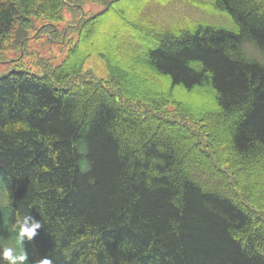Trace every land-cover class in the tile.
<instances>
[{"label": "trees", "instance_id": "obj_1", "mask_svg": "<svg viewBox=\"0 0 264 264\" xmlns=\"http://www.w3.org/2000/svg\"><path fill=\"white\" fill-rule=\"evenodd\" d=\"M82 1L0 0V49L71 43L0 77L3 228L41 221L35 264H264V0Z\"/></svg>", "mask_w": 264, "mask_h": 264}, {"label": "rangeland", "instance_id": "obj_2", "mask_svg": "<svg viewBox=\"0 0 264 264\" xmlns=\"http://www.w3.org/2000/svg\"><path fill=\"white\" fill-rule=\"evenodd\" d=\"M81 4L84 7L85 16H91L99 11H101L104 7V4L100 0H83ZM198 9H192L187 6H183L180 4H175L167 9H165L160 16L163 18H182L188 17L192 18V20L199 19L202 17L208 18L209 16ZM185 17V18H186ZM71 19V13L67 12L64 9L63 11V20L56 22V25L59 29H63L67 27L68 21ZM34 24L38 26V29L33 33L35 36L37 33L40 32V29L44 26V23L40 19L34 20ZM51 23H45L48 25ZM56 30V29H55ZM102 36L103 31H100ZM53 38L55 41H50L48 34L50 33H42L38 39L33 37L32 39L28 40L27 46L24 49L15 50V49H0V77L7 74L9 71L14 70L17 68L18 70L28 71L30 73H35L38 75L45 74V62L49 59L52 65H59L65 58L71 43L63 40L60 41L61 38H64L62 31L59 37L54 36ZM67 37L71 40L77 38V31L71 29L67 33ZM16 65V66H13ZM85 69H92L95 73V76L99 79H106L108 77V71L103 58H101L98 54H92L86 58L84 63ZM3 200V196L0 195V201ZM13 224L8 226L9 231H13ZM0 239L2 242H7L12 245H18V237L17 243L10 235V233L3 228L2 221L0 220ZM22 247L28 252V264H35L32 259V250L30 247V243L27 239L24 240ZM37 264V263H36Z\"/></svg>", "mask_w": 264, "mask_h": 264}, {"label": "clouds", "instance_id": "obj_3", "mask_svg": "<svg viewBox=\"0 0 264 264\" xmlns=\"http://www.w3.org/2000/svg\"><path fill=\"white\" fill-rule=\"evenodd\" d=\"M12 227L14 230L18 228V245L0 242V264H28V252L22 245L25 239L31 240L37 234V229L42 227L41 221L25 215ZM38 264H52V260L43 258Z\"/></svg>", "mask_w": 264, "mask_h": 264}]
</instances>
